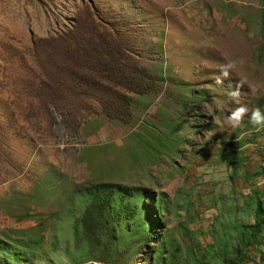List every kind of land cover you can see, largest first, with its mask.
I'll return each instance as SVG.
<instances>
[{
    "label": "rangeland",
    "instance_id": "1",
    "mask_svg": "<svg viewBox=\"0 0 264 264\" xmlns=\"http://www.w3.org/2000/svg\"><path fill=\"white\" fill-rule=\"evenodd\" d=\"M241 105L264 112V0H0V264H264Z\"/></svg>",
    "mask_w": 264,
    "mask_h": 264
},
{
    "label": "clouds",
    "instance_id": "2",
    "mask_svg": "<svg viewBox=\"0 0 264 264\" xmlns=\"http://www.w3.org/2000/svg\"><path fill=\"white\" fill-rule=\"evenodd\" d=\"M237 61H230L228 63L222 64L220 66V74L216 77L215 83L217 85H222L224 80L230 76V73L236 68ZM243 63V61H239ZM243 82H239L235 89L228 92V96L233 99L237 104L240 103V88ZM254 93L257 91V86H253L251 89ZM245 117H248L249 123L253 126L264 127V112L260 108L249 109L246 105H241L234 108L226 118V123L230 125L233 129L241 128L244 126ZM246 147H248L246 145ZM88 264H101L99 260H89Z\"/></svg>",
    "mask_w": 264,
    "mask_h": 264
},
{
    "label": "trees",
    "instance_id": "3",
    "mask_svg": "<svg viewBox=\"0 0 264 264\" xmlns=\"http://www.w3.org/2000/svg\"><path fill=\"white\" fill-rule=\"evenodd\" d=\"M91 206L93 209H99L105 200L104 194L102 191L96 190L95 192H93L92 196H91ZM254 216L256 218H258L257 222L254 224V231H260L261 229V225L264 224V219H261V217L264 216V208L262 206V203L257 201L255 204V209H254ZM255 231V232H256ZM245 235H248L247 240H249L250 238L253 237V233H247L245 232Z\"/></svg>",
    "mask_w": 264,
    "mask_h": 264
}]
</instances>
